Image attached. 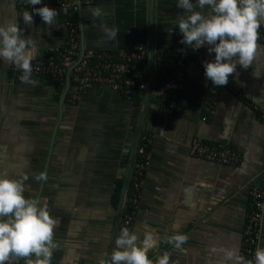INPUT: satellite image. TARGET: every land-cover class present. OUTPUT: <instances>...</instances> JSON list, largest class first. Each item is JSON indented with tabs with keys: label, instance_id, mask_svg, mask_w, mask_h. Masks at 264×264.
<instances>
[{
	"label": "crops",
	"instance_id": "1",
	"mask_svg": "<svg viewBox=\"0 0 264 264\" xmlns=\"http://www.w3.org/2000/svg\"><path fill=\"white\" fill-rule=\"evenodd\" d=\"M18 2L0 0V25L18 23L23 38L36 40L33 60L60 47L65 39L62 11L47 6L59 14L49 26L33 8L20 9ZM177 2L96 0L81 7L84 48L116 51L128 30L141 28L150 56L163 50L187 52L183 89L171 114L162 110L152 88L146 106L144 95L138 108L103 86L92 87L74 104L64 98L46 164L48 178L38 198L35 176L43 172L63 88L59 93L58 86L43 78H33L39 82L35 87L17 81L9 74L11 64L0 59V171L9 179L27 175L25 197L47 205L56 220L58 249L51 264H106L117 209L110 197L114 182L123 184L128 174L137 128L150 138L149 165L130 230L141 240L145 225L157 230L160 240L147 253L149 259L167 251L170 264H224L225 250L237 248L242 255L248 190L255 186L264 192V43L258 40L248 69L238 65L228 84L214 85L211 93L203 63L213 61L215 54L180 43L176 20L185 13ZM97 6L105 15L94 20L89 9ZM24 11L33 15L30 27L22 20ZM102 24L117 30L114 40L105 36ZM207 100L213 102L211 114L205 112ZM192 139L223 144L239 154V161L220 165L190 156ZM177 233L189 237L183 250L166 242ZM258 246L264 248V208Z\"/></svg>",
	"mask_w": 264,
	"mask_h": 264
},
{
	"label": "clouds",
	"instance_id": "2",
	"mask_svg": "<svg viewBox=\"0 0 264 264\" xmlns=\"http://www.w3.org/2000/svg\"><path fill=\"white\" fill-rule=\"evenodd\" d=\"M42 0H25L26 5H40ZM177 7L185 13L176 20L182 34L180 43L199 50L207 47L213 61L203 63L207 81L217 87L226 86L239 65L248 69L259 47L260 28L264 24V0H178ZM207 9L206 12L201 11ZM92 18L105 15L102 7L89 9ZM44 24L52 26L59 15L47 6L33 7ZM22 20L29 27L33 15L22 13ZM105 36L114 40L117 30L102 24ZM23 29L18 23L0 25V59L14 65L22 75L24 84L33 87L38 81L33 79L32 61L38 53V45L31 36L23 38ZM47 174L40 172L36 181H47ZM9 179L0 171V264H8L13 259H23L25 264H51L52 256L58 249L54 241L56 220L49 213L47 205L41 206L35 198H26L25 181ZM259 239V237H258ZM160 237L155 228L144 226L142 240L135 231L124 227L115 240L107 264H170V253L165 251L155 261L149 259V250L157 247ZM187 234H174L166 237L167 244L183 250L188 243ZM224 264H264V248L257 247L253 259H246L237 248L223 252Z\"/></svg>",
	"mask_w": 264,
	"mask_h": 264
},
{
	"label": "built area",
	"instance_id": "3",
	"mask_svg": "<svg viewBox=\"0 0 264 264\" xmlns=\"http://www.w3.org/2000/svg\"><path fill=\"white\" fill-rule=\"evenodd\" d=\"M96 0H42L40 5H26L25 0H19L20 9L56 6L64 14L65 39L60 47L50 49L45 55L32 61L33 78H44L49 83L65 85L67 71L68 85L65 100L74 104L82 95L94 86H103L110 91L126 96L134 90L139 97H144L148 81V57L152 68L157 70L153 78L154 91L162 110L168 114L177 110L185 77V65L189 55L185 51H157L151 58L145 34L141 28H133L126 32V41L116 51L83 48L80 53V9ZM259 41L264 43V27H261ZM8 71L12 77L20 81L22 73L10 65ZM146 71V72H144ZM214 85H211L212 93ZM210 100V99H209ZM206 101L205 112L211 114L213 102ZM264 116V115H263ZM202 121L205 117L201 118ZM138 140L140 144H138ZM150 143L148 135L137 137L135 151L140 161L132 165L128 183H131L130 193L126 199L127 208L119 219V228H131L138 200L143 185L146 168L149 165ZM188 154L198 159L220 165H235L239 154L220 143H204L192 139L188 145ZM249 211L244 224L240 250L247 259H253L258 247V237L262 229V211L264 208V192L255 186L248 190ZM124 201V197H123ZM123 204V202H122ZM8 264H21V259H13Z\"/></svg>",
	"mask_w": 264,
	"mask_h": 264
},
{
	"label": "water",
	"instance_id": "4",
	"mask_svg": "<svg viewBox=\"0 0 264 264\" xmlns=\"http://www.w3.org/2000/svg\"><path fill=\"white\" fill-rule=\"evenodd\" d=\"M79 30H80V53H82V50H83L84 47H83L82 39H81V26L79 27ZM148 66H149V71H148V81H147V89H146V94H145L144 107L146 106V102H147L148 96L150 94V91H151V88H152V81H153V68H152V63H151L150 57H148ZM68 73H69V70L67 71L65 85L63 87V90L61 92L60 98L58 100V116H57L56 122L54 124L53 130H52V133H51V137H50V142H49V147H48V151H47L46 162H45V165H44V168H43V172L44 173L46 171V164H47L48 156L50 154V149H51V146H52V143H53L55 130L57 128V125L59 123L60 116H61L62 103L64 101V98H65V95H66V90H67V85H68ZM138 135H139V130L137 128L136 131H135V137H134V141H133L132 151H133V149H134V147L136 145V141H137ZM132 151H131V154H132ZM131 154H130V164H129L128 174H127L126 179L124 180V182L122 184L121 191H120L119 201H118V205H117V209H116L114 237H113L112 244H111L108 256H107L106 264L109 261L111 253H112V251L114 250V247H115V240H116L117 232H118V229H119V219L121 217V210H122V202H123L124 192H125V189H126V187L128 185V182H129V179H130V175H131V171H132V155ZM42 184H43V181H40L38 192H37V198H38V196L40 194V190L42 188Z\"/></svg>",
	"mask_w": 264,
	"mask_h": 264
},
{
	"label": "trees",
	"instance_id": "5",
	"mask_svg": "<svg viewBox=\"0 0 264 264\" xmlns=\"http://www.w3.org/2000/svg\"><path fill=\"white\" fill-rule=\"evenodd\" d=\"M153 54L151 55L152 59H153ZM144 72H146V71H144ZM9 74H10V76H12L10 72H9ZM156 75H157V70H156V68L154 66V70H153V78L154 79L156 78ZM44 80L48 82L47 79H44ZM50 84H53V83H50ZM53 85L58 86L57 91L60 93L61 90H62V87L60 85H58V84H53ZM152 90H154V84H152ZM123 97H125L126 100H128L136 108H138L140 106L142 100L144 99V97L143 98L139 97L134 90H131L126 96H123ZM159 104H160V102H159ZM141 135H143V133L140 131L139 132V136H141ZM139 144H140V141L138 140V144L137 145H139ZM146 150H149V145L146 147ZM139 161H140V156L135 151L134 156H133V165L135 163L139 162ZM121 187H122V181L117 180V181L114 182L113 189H112V194H111V197H110V203L112 204L113 208L117 207V204H118V201H119ZM130 189H131V183H128V185H127V187L125 189V192H124V201H123V204H122V213H125V211H126V208H127L126 199H127L128 195L130 193Z\"/></svg>",
	"mask_w": 264,
	"mask_h": 264
}]
</instances>
